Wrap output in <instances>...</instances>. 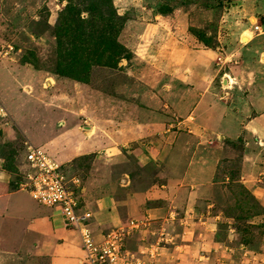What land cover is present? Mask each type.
<instances>
[{
    "label": "crops",
    "instance_id": "0c3cea01",
    "mask_svg": "<svg viewBox=\"0 0 264 264\" xmlns=\"http://www.w3.org/2000/svg\"><path fill=\"white\" fill-rule=\"evenodd\" d=\"M168 15L154 12L156 20ZM168 29L170 32L171 26H166ZM169 37L172 39L160 44L152 57L158 72L152 70L145 76L128 72L134 84L126 81L117 95L99 93L101 103L92 104L85 112V125L60 123L54 128L53 139L43 142L53 146L52 156L58 162L70 164L82 177L80 212L92 214L89 228L97 240L131 221L146 222L149 230L161 224L172 230L181 226L185 231H177L175 238L182 242L168 258L181 251L183 260L189 259L190 253L210 260L223 248L217 234L191 233L188 228L209 218L200 216L191 224L183 212L188 216L202 207L199 192L216 185L217 167L228 149L235 144L264 147V34L230 53L244 71L224 73L234 80L226 90L227 80L216 69V51L200 45L192 48L179 34L175 39ZM142 51L130 52L138 60L144 56ZM217 78L222 79V87ZM0 89L5 90L4 86ZM230 95L231 101L225 100ZM5 110L8 117L0 118L4 130V137L0 136V264H83L80 234L67 227L60 209L42 207L18 188V177L26 168V151L21 156L22 168V159L18 163L15 154L6 152L16 139L13 127L20 130L25 142L36 143L29 139L33 129ZM41 129L45 130L40 126L38 132ZM43 135L42 131L40 138ZM244 151L245 161L252 160L246 153L250 151ZM10 157L13 168L7 169ZM151 166L155 169L153 180L144 185L141 174ZM244 180L241 183L252 191L250 180ZM140 232L127 241L133 252L148 233L145 229Z\"/></svg>",
    "mask_w": 264,
    "mask_h": 264
},
{
    "label": "rangeland",
    "instance_id": "374dc122",
    "mask_svg": "<svg viewBox=\"0 0 264 264\" xmlns=\"http://www.w3.org/2000/svg\"><path fill=\"white\" fill-rule=\"evenodd\" d=\"M70 1L81 10L83 18H88V13L84 12L89 8V0ZM67 4L63 0H0V88L4 86L5 89H0V99L5 109L16 114L17 118H22L30 130L33 129L35 139L32 135L29 139L40 145L51 157L53 146L45 145L43 139L52 140L56 135L54 128H58L60 123L85 125V112L93 108L92 104L101 103L99 93L117 95V89L126 81L134 84L133 79L129 80L132 77H129L128 72L132 76H145L152 70L159 71L152 57L159 52L160 44L172 39L169 36L175 39L179 34V39L189 42L192 48L200 45L201 49L216 51L219 54L216 69L224 76L225 72L244 71L230 53L264 34V0H114L119 15L125 16L127 20L120 36L122 44L129 47L130 51L141 52L147 39L150 43L142 51L144 56L137 60L138 57L133 54L134 60L128 65L123 62L130 60L124 59L115 67L94 63L89 81L82 82L55 74L58 59L62 55L60 53L64 52L56 32L65 19ZM166 6L170 8L167 20H156L154 12ZM73 18L77 20L78 15L75 14ZM155 24L157 26L153 27ZM83 26L88 27L85 24ZM166 26H171L172 33L166 30ZM256 26H260L261 30L256 31ZM191 29L213 38L212 45L202 43ZM150 31L153 37H150ZM246 37L249 38L248 42L244 41ZM219 58H226L227 62H220ZM225 78L227 82L224 90L234 83L230 77ZM220 81L218 83L222 87V79ZM231 99L232 95L225 100ZM40 126L45 130L38 132ZM13 128L16 139L6 152L15 154L18 163L22 159L19 166L22 168L21 156L26 138L20 130ZM42 131L45 135L40 138ZM3 132L0 129L1 137H4ZM244 150L250 151L246 153L252 160L245 161ZM227 151L217 167L216 185L204 187L199 192L202 207L189 212L188 216L186 210L183 212V217H189L191 224L198 222L200 216L209 218V221L203 220L204 224L188 225V228L196 234L215 232L223 247L217 257L208 260L190 253L189 259L183 260L179 256L181 251H178L169 259L168 256L182 242L175 238L177 231H185V228L175 226L172 230L170 225L165 227L161 224L150 227L151 230L148 227L141 230L143 232L145 229L148 233L142 237L139 247L132 251L139 264H186L187 261L190 264H264V147L255 145L251 149L250 146L235 144L232 150ZM130 164L133 168V162ZM64 166L71 175H76L70 164ZM154 172L153 166L142 172L144 185L153 180ZM247 178L250 180L248 185L253 186L252 191L241 183ZM193 184L197 185L196 182ZM216 217L219 219L215 221Z\"/></svg>",
    "mask_w": 264,
    "mask_h": 264
},
{
    "label": "built area",
    "instance_id": "2783aa9c",
    "mask_svg": "<svg viewBox=\"0 0 264 264\" xmlns=\"http://www.w3.org/2000/svg\"><path fill=\"white\" fill-rule=\"evenodd\" d=\"M261 30L256 26V31ZM227 59L219 58V61ZM8 114L0 102V118ZM26 168L18 177L17 186L27 191L41 206L59 208L68 228L80 234L85 259L83 264H139L135 254L127 248L128 239L147 226L146 222L131 221L104 235L101 241L89 228L91 213L82 214V180L71 175L66 167L41 147L25 142Z\"/></svg>",
    "mask_w": 264,
    "mask_h": 264
},
{
    "label": "trees",
    "instance_id": "16d2710c",
    "mask_svg": "<svg viewBox=\"0 0 264 264\" xmlns=\"http://www.w3.org/2000/svg\"><path fill=\"white\" fill-rule=\"evenodd\" d=\"M63 1L68 3L65 19L56 34L64 52L60 53L56 75L88 82L94 63L115 67L123 59L132 60L133 53L120 41L127 20L119 15L114 0H89V8L84 12L88 13V18H83L81 10L70 0ZM158 13L167 15L170 8L166 6ZM75 14L78 15L77 20L73 18ZM84 24L88 27L84 28ZM191 32L206 46L212 45L213 38H208L206 33L195 29H191ZM7 160V169L13 168L14 160L11 157Z\"/></svg>",
    "mask_w": 264,
    "mask_h": 264
},
{
    "label": "bare ground",
    "instance_id": "6f19581e",
    "mask_svg": "<svg viewBox=\"0 0 264 264\" xmlns=\"http://www.w3.org/2000/svg\"><path fill=\"white\" fill-rule=\"evenodd\" d=\"M244 41L248 42L249 41V38H247V37L244 38ZM230 82H232L231 79H230Z\"/></svg>",
    "mask_w": 264,
    "mask_h": 264
}]
</instances>
